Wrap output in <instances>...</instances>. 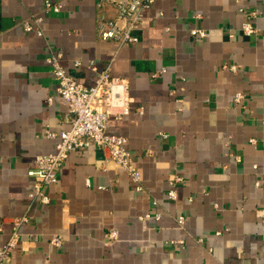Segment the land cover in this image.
<instances>
[{"label":"crops","instance_id":"crops-1","mask_svg":"<svg viewBox=\"0 0 264 264\" xmlns=\"http://www.w3.org/2000/svg\"><path fill=\"white\" fill-rule=\"evenodd\" d=\"M45 1L0 0V249L25 213L30 241L9 264H264V0H156L139 41L121 47L98 37V0H52L59 12L44 11ZM241 7L257 11L255 34H243ZM103 12L116 16L112 5ZM34 14L44 16L42 36L20 24ZM51 50L88 87L92 61L129 81L132 109L112 116L108 132L127 138L143 190L91 146L70 153L46 187L49 204L31 203L36 156L58 142L47 130L70 128ZM54 234L64 235L61 248Z\"/></svg>","mask_w":264,"mask_h":264},{"label":"built area","instance_id":"built-area-1","mask_svg":"<svg viewBox=\"0 0 264 264\" xmlns=\"http://www.w3.org/2000/svg\"><path fill=\"white\" fill-rule=\"evenodd\" d=\"M155 1L122 0L113 2L111 0H98V37L106 41L113 40L120 47L138 42L139 35L137 32L145 23V12L152 7ZM109 5L115 7L116 16L114 18L107 17L103 12V8ZM61 9V1L46 0L44 3V11L59 12ZM240 11L245 14L242 26L243 34L252 35L258 32V28L253 23V20L257 17V11L245 10L244 7H241ZM163 15L164 13L160 12L157 17ZM196 17L199 18L202 15H196ZM43 21V15L34 14L30 18L21 21L20 24L26 31H35L42 36L44 35ZM191 33L199 38L207 36V32L201 28H194ZM62 58V51L51 50L47 61L57 82V92L68 105L66 121L70 123V128L61 131L59 134L47 130V135L50 138L57 139L58 142L54 152L36 156V167L29 172L31 176L37 178L34 190L30 194L31 203L38 201L42 204H49L51 197L46 192V187L58 181V170L66 162L70 153L91 146H95L103 152L104 165L110 160L120 164L128 171L136 190H143L142 173L127 145V138L108 132L112 116L121 119L124 115L130 113L132 109L129 81L114 77L111 63L102 69H98L92 61L89 67L97 72V78L94 85L88 87L66 71L62 65ZM76 64L80 65L81 62L77 61ZM229 68L236 70L237 66L230 65ZM165 71L166 69H161L152 75L156 77ZM245 99L246 95L243 92H238L234 97L236 104H243ZM51 100L50 98L49 101ZM182 181V176H176L170 180L168 190L170 199H177V185ZM257 184H259V181H257ZM150 216L151 213H147L141 219ZM154 216L156 219H160L161 214L157 212ZM28 218V214L25 213L13 219L11 235L0 249V264H9L13 251L19 245H22L25 250L29 249L30 241L24 240L22 233V227L28 221ZM184 220V215L178 218L181 224ZM117 234V230L112 229L108 239H116ZM50 242L54 247L61 248L65 244L64 235L54 234ZM179 242L183 243V240Z\"/></svg>","mask_w":264,"mask_h":264}]
</instances>
